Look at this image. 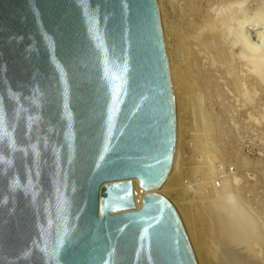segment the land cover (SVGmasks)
I'll return each instance as SVG.
<instances>
[{
  "label": "water",
  "instance_id": "1",
  "mask_svg": "<svg viewBox=\"0 0 264 264\" xmlns=\"http://www.w3.org/2000/svg\"><path fill=\"white\" fill-rule=\"evenodd\" d=\"M156 0H0V264H196Z\"/></svg>",
  "mask_w": 264,
  "mask_h": 264
},
{
  "label": "rangeland",
  "instance_id": "2",
  "mask_svg": "<svg viewBox=\"0 0 264 264\" xmlns=\"http://www.w3.org/2000/svg\"><path fill=\"white\" fill-rule=\"evenodd\" d=\"M159 1L160 24L167 30V61L178 66L182 82L191 85L189 95L197 100L191 107L179 106L176 141L179 200L192 222L195 241L200 235L196 205L220 202V185H227L234 202L264 231V0ZM183 91L181 99L188 93ZM197 122L206 127L203 138L193 131ZM212 186L217 188L213 191ZM205 190L213 192L205 195ZM196 246V263L210 264V243ZM262 246L251 247L259 258L264 257Z\"/></svg>",
  "mask_w": 264,
  "mask_h": 264
},
{
  "label": "bare ground",
  "instance_id": "3",
  "mask_svg": "<svg viewBox=\"0 0 264 264\" xmlns=\"http://www.w3.org/2000/svg\"><path fill=\"white\" fill-rule=\"evenodd\" d=\"M156 2H157V0H156ZM158 3H159L158 4L159 5L158 6V12L160 15L159 9H160L161 3L159 0H158ZM161 9H162V6H161ZM161 25L162 24H160V26ZM163 25L161 26V31H162V37H163V42H164V38L165 39L167 38V30L164 28L165 26H163ZM199 27H200V25L198 26V28ZM253 34H254V32H253ZM168 46H167V44L166 45L164 44L165 53H166ZM252 47L256 48L257 43L253 44ZM198 50H200V49H198ZM201 50H202V53H199V54H203V49H201ZM168 56H169V54H168ZM166 58H167V56H166ZM169 62L170 63H168V61H167L170 86H171V96H172V102H173V107H174V115H175V119H176V141H177V138H178L177 137V134H178L177 133V120L179 119V117L181 115V113H180L181 108L179 106L183 105L184 107H186V106L191 107L192 105L196 104L197 100L194 98V96L189 95V94H191V93H189V92H191V91H189L191 85L187 84L188 82H182V78H184V77H182V76H181L182 78L179 77L178 66L175 65L171 61H169ZM256 71H257V73H261L260 72L261 68L256 67ZM257 75H259V74H257ZM183 84H185V85H183ZM193 86H194V83H193ZM192 88H194V87H192ZM183 90H186V92H188V93L186 94V96H184V98L181 99L180 94L182 92H184ZM185 109H187V108H185ZM189 110H191V108ZM189 110H187L186 112H188ZM193 126H194L193 131L195 132V134L197 136L203 138L202 136L205 134L206 127H204V125L199 123V122H197ZM201 138H199V139H201ZM198 146L200 147V146H202V144H199ZM179 157H180V150H178V148H176V144H175V150H174V155H173L175 174H177V170L179 168L178 167ZM197 166H195L196 169H198L200 167L199 166L197 168ZM192 170H194L193 171V173H194L195 168ZM199 170H200V168H199ZM201 172H202V170H201ZM197 173H200V171ZM212 182H213V180H212ZM225 182L223 184H225ZM220 186L218 188L220 190L219 193L221 192V194H222L221 197H223L220 202H218L219 200L217 201V203L216 202H207V201L206 202H200L199 201L200 203H198L196 205L197 222H198V227L200 229L199 230L200 235H199L198 241H195L194 231H193L194 228L192 226V222L190 221V219L186 215L187 212H185L186 211L184 209L185 207L182 204H180L184 232L186 234L188 243H189L190 248L192 250V254L194 256V259H196V256H197V248H198L196 246L197 243L199 246L204 248L206 246L207 242H209L212 253H213V258H212V261L210 262V264H263L264 263V257L259 258L254 253H252V250H251V247H253L254 244H261V245H263L262 247H264V231H263V228H261L257 224L258 222H256V220L251 215H249V213L243 211L234 202V200L231 198L232 195L229 194L225 188V187H227V185L221 186V187ZM209 187H207V188H209ZM211 188L213 190L214 188H217V187L215 186L213 188V186H212ZM211 188H209V190H211ZM232 190H233V188H232ZM232 190H231V192H233ZM213 191H211V192H213ZM208 192L211 193L210 191L205 190V193H206L205 195H209V194H207ZM215 193H217V192L215 191ZM199 194H201V193L199 192ZM212 194H214V193H212ZM232 194H234V193H232ZM202 196H203V194H202ZM234 196H235V194H234ZM198 197L199 196L197 195V198ZM213 197H211V198H213ZM204 198H205V196H204ZM206 198H207V196H206ZM206 198H205V200H206ZM207 199L210 200V196ZM214 200H216V199L214 198ZM242 208H244V207H242Z\"/></svg>",
  "mask_w": 264,
  "mask_h": 264
}]
</instances>
